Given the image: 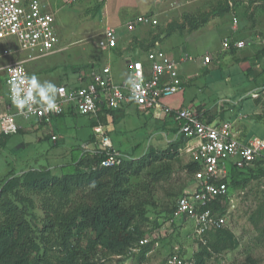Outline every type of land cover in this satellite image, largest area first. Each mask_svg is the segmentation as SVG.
Listing matches in <instances>:
<instances>
[{"label": "rangeland", "instance_id": "1", "mask_svg": "<svg viewBox=\"0 0 264 264\" xmlns=\"http://www.w3.org/2000/svg\"><path fill=\"white\" fill-rule=\"evenodd\" d=\"M49 2L51 10L53 6L56 18L58 42L60 39V43L56 44L65 49L46 61L37 62L40 68L44 69L39 77L35 73V63L27 64L30 78L37 77L42 87L47 88L48 83L54 86L59 82L71 84L77 74L76 68L89 67L90 63L104 65L115 57L113 52L97 46L99 35L106 25L103 11H108L115 23L138 14H156L159 23L138 31V37L134 36L133 39L136 42L133 50L139 48L144 53L152 47H161L164 51L171 52L170 55H176L184 49L185 53L190 51L192 57L196 54L204 57L210 52L219 59V62L206 67L203 73L194 79L191 75L192 69L190 70L187 64L190 76L186 86L192 84L194 80L193 93L197 92L207 107L215 102L220 103V107L223 105L228 108L232 105L230 99L239 100L240 95L244 96V103L254 102L247 92L249 87L253 86L247 72L253 76L259 73V67H255L257 61L251 59L239 61L238 57H233L237 50L231 48L224 51L226 54L221 48L225 38L234 37L245 40L248 47L252 46L255 58H264V0H49ZM234 17L237 18L238 24L235 31ZM155 42H159V45L154 46ZM15 48H18L15 42L11 45L0 44V54ZM240 54L238 53L239 56ZM6 56L11 58L9 55ZM8 57H1L0 64L8 63L10 61ZM15 58L18 57L13 55L12 59ZM3 76L1 72L0 77ZM49 95L51 96V93ZM253 110H249L247 122L256 124L252 130L254 135L263 136L264 114H255ZM143 118L145 117L140 116L137 122H142ZM132 120H135V117ZM33 121L32 118L17 116L19 132L0 136V176L14 166L18 171L17 176L23 171L37 169L47 170L53 179L71 177L67 189L57 185L47 190L23 186L20 183L16 186L19 195L30 205V212H33L40 222L45 217L44 208L51 211L65 209L70 202L89 189L87 179L82 176L83 172H88L89 169L82 167L80 170L78 167V146L83 142H90L93 145V126L88 116L78 115L69 121L73 127L76 124V127H72L67 134L65 131V134L60 132V140L55 144L50 139H45L44 134L37 136V129L33 132L29 129L34 124ZM112 139L115 146L128 157L130 163L124 166L132 167L129 171L128 186L134 193L136 189H141L140 184L147 178L149 169L161 164L153 161L152 151L164 150L170 144L160 134L156 135L155 131L142 128L129 132L118 129L113 132ZM163 162L170 165L172 178L181 177L182 180L173 185V191L177 194L174 197L168 196L162 186H156V189L151 191L155 205L146 207V215L141 221L143 236L151 242L150 250H130L120 255H108L106 259L96 256L97 264H101L102 261L107 264H165L168 257L176 253L189 260L200 252L202 248L200 243L207 245L211 253L203 256L204 264H264V167L254 165V170L239 177V183L231 187L230 198L225 205L224 229L210 232L200 240L192 235L191 222L174 224L167 211V207L171 208L178 193L180 194L181 185L185 184L183 188L185 190L191 180V176L187 175L184 169L189 162L188 155L181 153L174 159ZM140 167L142 168L140 173L135 174V170ZM76 176L78 178L74 179ZM4 184L0 185V190ZM139 193L147 194L145 191ZM2 219L0 210V221ZM83 244H86V240ZM61 256L54 247L47 249L43 259L57 264Z\"/></svg>", "mask_w": 264, "mask_h": 264}, {"label": "built area", "instance_id": "2", "mask_svg": "<svg viewBox=\"0 0 264 264\" xmlns=\"http://www.w3.org/2000/svg\"><path fill=\"white\" fill-rule=\"evenodd\" d=\"M49 0H0V44L15 42L18 48L0 54L12 55L16 51L26 52L23 59L10 60L0 64V72H4L10 106L16 112H0V136L19 132L17 116L37 118L49 124L55 116L75 109L83 115L97 116L102 107L117 110L122 104L132 103L140 109H161L164 114L172 116L178 122V132L185 142L178 148L179 153L188 155L189 161L196 162L200 168L193 173L192 182L177 199V205L172 212L171 222L192 223V235L201 239L213 230L225 227V210H213L216 203L226 205L230 198L228 177L232 168L245 169L258 160H264V137H252L247 142L240 141L233 131L230 121L220 123L209 122L200 111L191 108H174L163 103L181 89L180 65L177 60L163 49H149L144 56L129 61L128 77L116 82L112 67L105 65L93 69L81 81L84 85L78 87L60 85L57 88V99L53 100L56 107L50 109L47 102H41L35 89L37 103L19 107L14 98V86H19V96L32 88L27 69V62L48 56L57 51L58 42L56 18ZM158 18L153 14H140L126 21L127 31L138 26H156ZM237 18L234 17L233 29H237ZM118 44L117 29L108 25L97 40V46L102 50H110ZM157 44V43H156ZM158 45V44H157ZM244 40L227 37L222 43L224 50L242 49ZM212 57L206 55L204 63H211ZM88 79V80H87ZM132 80L135 83L133 87ZM100 145L91 149L82 146L83 155H100V165L114 166L121 163L123 156L113 149L110 137L102 124L95 126ZM55 134L52 140H56ZM227 200V202H226ZM148 243L147 238L139 240L138 246ZM133 247L132 251L139 250ZM165 264H196L192 256L187 260L180 254H172Z\"/></svg>", "mask_w": 264, "mask_h": 264}, {"label": "trees", "instance_id": "3", "mask_svg": "<svg viewBox=\"0 0 264 264\" xmlns=\"http://www.w3.org/2000/svg\"><path fill=\"white\" fill-rule=\"evenodd\" d=\"M227 7L229 8L228 4ZM178 144H170L164 150L152 151L153 161L161 164L149 169L147 178L140 184L141 189H136L134 193L128 186L129 171L132 167L124 166L130 163L128 157H123L121 163L114 166H102L100 162L105 156V150L100 151L101 158L100 155L82 154L78 167L80 170L82 167L89 169L82 174L90 185L89 189L70 202L65 209L51 211L44 208L45 217L40 222L35 214L30 212V205L19 195L16 186L20 183L23 186L47 190L57 185L67 189L71 177L53 179L47 170L37 169L23 171L17 176V169L11 166L6 174L0 176V185L5 183L0 190V210L3 216L0 221V264H53L46 258L43 259V256L46 255L48 248L54 247L62 255L57 264H97L96 256L106 259L108 255H120L137 247L139 240L146 238L143 236L144 230L141 226V221L146 215V207L155 205L152 189L162 186L168 196L177 195L173 191V185L182 178H172L170 165L163 161L172 160L180 154ZM254 165L264 167V160H258L245 169L233 167L227 181L229 189L238 185L239 177L254 170ZM142 168L136 169L134 173L139 174ZM199 168L200 165L192 161L184 167L186 174L191 176L188 185L193 180V173ZM76 178L78 176L74 179ZM184 187L185 184L181 185L180 194L178 193L173 206L167 207L170 219ZM140 191L147 194L140 195ZM216 209L225 210V205L221 206L218 202L213 207V210ZM223 229L224 227L213 231ZM196 239L202 240L199 237ZM200 245L202 247L200 252L193 255L196 264H204L203 256L211 254L207 245L202 243ZM138 247L139 250L148 251L151 242ZM101 264L107 263L102 261Z\"/></svg>", "mask_w": 264, "mask_h": 264}, {"label": "crops", "instance_id": "4", "mask_svg": "<svg viewBox=\"0 0 264 264\" xmlns=\"http://www.w3.org/2000/svg\"><path fill=\"white\" fill-rule=\"evenodd\" d=\"M103 15L106 18V25L104 26L103 31L105 27H107L108 25L113 26L117 29V33H118L117 46L110 50H105V51L113 52L115 57L109 59L104 65L101 64L97 66L96 64L90 63L89 67L76 68L75 72H77V74L71 84H69L68 82H59L58 85H55L56 91L53 95V100L57 99V88L60 85H67L70 87L71 86L78 87L80 85H84L86 83V80L81 81L80 77L84 76L85 78L87 74L92 70V68L98 69L105 65H110L112 67L113 77L115 81L121 82L128 77L129 61L132 60L133 58H137V57L141 58V56H144L146 51L143 53L140 51L139 48H137L136 50H133L134 46L136 45L135 44L136 42L133 39H134V36H137V33L139 30H144L145 28H147V26H144V25L138 26L136 27V29L131 30V31H127L125 28L126 21L131 20L140 14L132 18L126 19L123 22H118V23H115L111 20L108 11H103ZM153 15L157 17L156 14H153ZM56 31H57V27H56ZM103 31L101 32L99 37L102 35ZM244 42H245L244 48L242 49L233 48L237 50V52L233 54V57H238L239 61L247 60V59L257 61L256 63L257 65L255 67H259V73L255 74L256 76H253L250 72H247L248 78L252 82L251 84H253L252 87H249L247 92L249 93L250 98L254 100V102L244 103L243 102L244 96L240 95L239 100L230 99V101L232 102V105L229 104L230 106L228 108H225L223 105L222 107H220L219 106L220 103L216 104L215 102L214 104L210 105V107H207L206 104L201 101L202 99H200L199 94L197 92L193 93L192 84H194L193 83L194 80H192L191 82L192 84H190L189 86H186V84L189 81L188 79L190 76V74L188 73H189V69L190 70L192 69L191 75H192V79H194L198 77L200 74H202L206 67H209V65H213L219 62V59H216V57H214L210 52H207L206 55H210L212 57V62L204 63V58L206 56L203 57L199 54H196L195 57H192L193 55L191 56L190 51L185 53L186 51L182 49L181 52L177 53L176 55H172L177 60H181V65H180V80L182 81L181 89L177 93H175L173 96L169 98H165L163 100V103L168 106L174 107V108H191V109L198 110L201 112V114H203V116L209 122L214 123V124L220 123L223 121H230L233 124L234 133L236 134L237 138L242 142H247L252 137L257 136V135H254L252 131L253 127H255L256 124L252 122L251 123L247 122V120L249 119V114H250L249 110L251 109H254L253 113L255 114H258V115L264 114V58L263 59L257 58V57L255 58L254 54L252 53L254 48H252V46L248 47V44L246 43L245 40ZM58 43H60V39ZM156 43L159 45V42H155L154 46L157 45ZM57 44L55 46L57 48V51L55 53L50 54L45 57L38 58L36 60L28 61L26 63V64L35 63V66H36L35 73L37 74V77H39L42 74V71L44 70L43 68H40V65L37 64V62L41 60L46 61L54 54H57L65 49V47H60ZM152 49H158V48L152 47ZM221 49H222V52L226 54L227 52H224V51L229 50V49L224 50L223 47ZM166 52L168 54H172L171 52H168V51ZM238 53H241L240 54L241 56H239ZM13 55H16V57H18L15 59H23L27 56V53L16 51L12 53V55H10L11 58L6 55L4 56V58L8 57V59L14 60L12 59ZM187 64L188 66H190L189 69H188ZM2 73L4 74V72ZM4 78H5L4 76L2 78L0 77V112H4L8 110L12 112H16L15 107L10 106L9 104V97H8ZM38 98L41 102H47L46 100L41 99L39 96ZM78 115L83 116V114H80L75 109H70L62 115L55 116L49 124H45L44 122H42L41 120H38L37 118H32L34 120L33 121L34 124H32L33 128L31 127L29 129H31L32 132L37 129L36 130L37 136L44 134L43 137L45 139L48 138L51 141H53V143L56 144L60 140L61 133L65 134L64 133L65 131L67 134L68 131L72 129L73 125L69 121L71 119H74V117ZM84 116H87V115H84ZM140 116H143L145 118H143V121L139 123L137 122V119ZM88 117L92 121V126H93V136H92L93 145H91L90 142H83L81 145H79L78 146V149H79L78 156L79 157L82 156L81 149L83 145H88L91 149H96L99 147L100 145L99 136L95 132V126H97L98 124L103 125L106 134H108V136L110 137V141L112 143L113 149L119 152L123 157H125L126 154L123 153L121 150H119L115 146V143L112 139L113 132L114 131L116 132L118 129H121V131L123 130V132H129L134 129L138 130L139 128L146 129L149 131L152 130L153 132L155 131L156 135L160 134L163 137V139H165L169 144L179 143L178 144L179 147L183 144V142H185V139L181 138L179 135L178 122H176L172 116H168L164 114V112H162L161 109L144 110V109L138 108L135 104L125 103V104H122V106L117 110H108L105 107H102L101 110L98 112L97 116L89 115ZM133 117H135V120H132ZM122 124H125V125H122ZM75 125L74 127H76ZM58 129H60V131ZM45 132H47V134H45ZM53 134L56 135L57 137L56 140H52ZM257 137H264V135L257 136Z\"/></svg>", "mask_w": 264, "mask_h": 264}, {"label": "clouds", "instance_id": "5", "mask_svg": "<svg viewBox=\"0 0 264 264\" xmlns=\"http://www.w3.org/2000/svg\"><path fill=\"white\" fill-rule=\"evenodd\" d=\"M129 83L133 84V87H135V83L130 80ZM31 84H32V88H29L25 93L23 97L19 96L20 91H22V89L19 86H14V98L16 99L18 106L19 107H24L26 104H31V103H37L39 102L37 100V96L33 95V89H35L37 95L43 99L46 100L48 103V107L50 109H54L56 107V105L53 102V95L56 91V88L54 85H52L51 83H48V87H42L41 84L37 81V79L35 77H32L31 79ZM49 93H51V96L49 95Z\"/></svg>", "mask_w": 264, "mask_h": 264}]
</instances>
